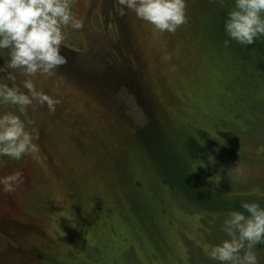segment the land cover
Instances as JSON below:
<instances>
[{"label":"rangeland","instance_id":"374dc122","mask_svg":"<svg viewBox=\"0 0 264 264\" xmlns=\"http://www.w3.org/2000/svg\"><path fill=\"white\" fill-rule=\"evenodd\" d=\"M72 4L84 27L65 29L68 63L34 79L55 113L0 105L35 145L0 157V178L24 177L0 186V210L11 201L37 231L21 241L39 252L25 264H219L224 219L242 201L264 206V37L224 46L235 0H186L175 33L121 17L114 0Z\"/></svg>","mask_w":264,"mask_h":264},{"label":"clouds","instance_id":"9594fccd","mask_svg":"<svg viewBox=\"0 0 264 264\" xmlns=\"http://www.w3.org/2000/svg\"><path fill=\"white\" fill-rule=\"evenodd\" d=\"M123 17H136L161 33H175L188 22L186 0H114ZM72 0H0V60L7 50L8 60L0 66V105H14L21 113L34 102L55 113L60 100L37 89L34 79L52 76L68 63L61 53L65 29L80 30L83 22L73 13ZM228 39L242 46L253 45L264 37V0H235V7L224 20ZM25 78L16 83V72ZM21 85L23 89L21 90ZM35 151L32 135L25 123L13 113L0 115V157L20 160ZM23 172L15 171L0 178L4 192L11 193L23 183ZM244 211H232L221 226L228 239L214 246L210 258L219 264H259L255 249L264 245V206L242 201ZM247 213V215H245Z\"/></svg>","mask_w":264,"mask_h":264},{"label":"flooded vegetation","instance_id":"af4514ba","mask_svg":"<svg viewBox=\"0 0 264 264\" xmlns=\"http://www.w3.org/2000/svg\"><path fill=\"white\" fill-rule=\"evenodd\" d=\"M13 211L11 201L0 210V231L8 238L0 249V264H25L39 253L38 249L25 251L22 248L23 238L28 234L36 235L37 231L31 223H21L13 218L11 216ZM5 227L9 232L5 231Z\"/></svg>","mask_w":264,"mask_h":264},{"label":"trees","instance_id":"16d2710c","mask_svg":"<svg viewBox=\"0 0 264 264\" xmlns=\"http://www.w3.org/2000/svg\"><path fill=\"white\" fill-rule=\"evenodd\" d=\"M154 125H155V123L152 122V126H153V128H154ZM148 127H149V125H148L147 123H145V125L143 126L144 129H147Z\"/></svg>","mask_w":264,"mask_h":264}]
</instances>
